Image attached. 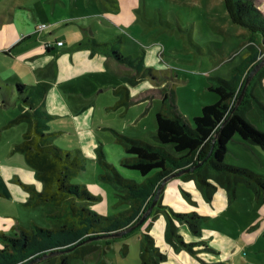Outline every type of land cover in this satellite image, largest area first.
Segmentation results:
<instances>
[{"label": "rangeland", "instance_id": "1", "mask_svg": "<svg viewBox=\"0 0 264 264\" xmlns=\"http://www.w3.org/2000/svg\"><path fill=\"white\" fill-rule=\"evenodd\" d=\"M24 1L27 2V0ZM59 1V6L63 9H69L70 15L74 17L73 20L71 19L72 22L70 20L73 24L70 26L76 30L82 26L90 25L94 28H101V31L96 33V37L106 38L105 40L122 35V39L120 37L108 43V54L112 52L113 47L118 49L119 45V50L122 51L123 56L130 54H133L134 57L141 56L142 62H144L143 67L153 69L155 76L148 75L149 85L144 90H155L156 93L149 94L147 99L145 98L146 100L140 103L136 101L123 112L124 107H111L115 102L111 86L118 82L119 73L118 69L106 62L103 69L94 73L93 78L89 75L82 76L84 83L80 85L77 82L76 85L79 90V94L76 96L80 97V101L73 104L72 108L78 105L80 108L75 107L73 111L76 110V113L72 115H77L85 108L92 109L90 135L80 137L78 132L71 129L73 120L70 117L56 115L47 121L49 130H51L50 128H57V126L67 128V131L65 129L64 132L52 138L53 143L72 154L78 152L80 157L84 158L82 161L83 168L76 172V175L71 178V182L83 184L89 193L97 197L88 204L91 210L101 215H108L124 209L126 204H116L118 197L112 195L114 188L102 176V174L109 173L102 162L112 164L117 172L123 171L122 176L124 178H133L131 172H135L121 166L117 161L118 155L112 152L110 146L114 144L113 141L117 139L118 134L128 138L140 139L150 144L162 145L171 154L179 155L180 152H176L171 143H158L154 137L155 112L161 107L164 90L169 95L170 92L176 94L173 104L178 105L177 110H181L179 113L183 114L182 112H184L189 115L188 120H186L190 122L191 114L199 112L201 104L214 103L213 100L217 98L214 92L206 89V86L212 82L211 78L216 76L230 78L232 69L247 56L250 49L251 32L246 27L230 21L223 0ZM45 4L50 6L48 3ZM256 4L264 14V0H256ZM76 19L80 20L73 23ZM40 24L38 23V26ZM256 36L260 42V34H256ZM147 44L152 48L147 50ZM259 59H264V51L257 55V60ZM122 64L126 66V64ZM125 66L124 68H127ZM263 80L264 76L259 78L256 82L257 85L252 86V91L264 104V92L261 87L264 86ZM152 82L159 84L153 86ZM47 84L45 87L48 88ZM175 101L176 103H174ZM141 112H143L142 115L138 117ZM243 113L246 120L257 129L264 131V111L254 100L243 110ZM16 115V109L0 108V169H2L4 177L2 179L1 174L0 234L5 235H13L17 226L26 228L31 224L42 227L49 226L46 215L55 209L52 202L31 205L27 201H14L13 198L3 194L6 187V190L10 192L8 183H10L11 188L16 185L21 186L14 177L12 181L8 179L10 174L13 175V170L10 167H27L23 154L13 150L14 145L22 140L21 129L23 124L7 125L9 120ZM102 139L104 142L100 141ZM101 149L105 152L109 151V153L106 154L107 157L104 155V159L101 157V161H99L96 159V153L98 154L97 158H99ZM224 162L250 168L264 176V149L256 144L243 141L238 135H234L228 142ZM178 177H181V174ZM191 180L193 179L184 181L185 185L189 184L188 190L183 189V187L181 189L183 202L175 199L176 194L169 193L166 195V199L170 201L175 199L172 204L175 212L198 211V209L214 212L215 208L218 207L211 205V199L202 194L197 186L195 188L197 192L193 186L191 188ZM175 181L168 183L167 186L170 188ZM163 186L159 196L163 191ZM187 191L192 194L186 196L185 192ZM159 196L157 202L160 200ZM236 196L237 198L233 199L229 205L221 210L218 209L220 211L217 215L209 216L207 222L204 221L202 224L230 235L240 248L241 257L247 262L264 264V250L248 247L241 236L243 230L247 229L253 220L262 217V203L255 200L254 192L244 183L237 184ZM155 211L152 214L150 212L151 215L149 214L142 224L140 223V228L135 229L130 234L111 240L109 246L106 245V240L98 239L95 243L99 247L96 249L90 247L92 243H85L83 246L67 252L69 264H140V238L144 229L149 227L155 233L160 230L161 222L165 220V224L168 223V217L165 216V218H161L160 222H156L155 227L152 228L153 219L151 218H153ZM178 223L174 219V231L176 234H181L177 226ZM191 235L196 237V240L201 237L193 232ZM260 239H264V236H261ZM186 242L191 241L187 240ZM2 244L3 241L0 237V247ZM199 244L200 242L197 243V246ZM186 249L185 251L192 256H194L193 250H197L194 246H191L190 250ZM162 263L160 262V264ZM166 263L178 264L174 259ZM39 264H46V261Z\"/></svg>", "mask_w": 264, "mask_h": 264}, {"label": "trees", "instance_id": "2", "mask_svg": "<svg viewBox=\"0 0 264 264\" xmlns=\"http://www.w3.org/2000/svg\"><path fill=\"white\" fill-rule=\"evenodd\" d=\"M223 3L230 21L250 30L249 53L232 69L230 78H211L212 82L207 88L217 95V100L203 105L191 122L177 111L171 92L169 95L164 90L161 107L155 113L154 137L158 143H171L174 150L180 152L179 155L171 154L162 145L118 134L116 140L126 153L120 164L134 170L141 180L124 178L105 161L102 163L109 173L102 176L115 189L118 197L116 204L125 203L126 208L101 215L88 207L97 197L89 193L83 184L71 182L76 172L82 169V161L52 143L57 132L48 131L46 114L27 109L9 121L8 124L26 122L22 140L14 145L13 150L23 154L29 167L36 171L43 183L41 191L21 183L29 192L27 203L39 205L52 202L55 209L46 215L49 222L47 227L31 224L27 228L17 226L13 235L1 233L3 244L0 247V264H39L44 261L46 264H69L66 253L85 243H92L90 247L96 249L99 245L95 242L103 239L109 246L111 240L140 228L142 223L138 224V221L148 209L163 179L198 162L201 164L182 173L181 178L193 179L202 194L209 199L217 187L226 189L232 195L238 183H244L257 193L260 190L264 193L263 175L250 168L224 162L227 144L234 135L264 149V131L243 117V110L253 100L264 111V104L252 91V86L257 85V80L264 76L263 62L246 81L250 69L262 61L257 60V55L264 51V14L258 9L256 0H223ZM256 34H260V42ZM111 55L118 62L135 69L134 74L126 77L128 84H135L137 77L152 74L150 68H142L141 56L131 59L123 56L115 47ZM17 86L21 93V85ZM113 91L117 98L111 107H127L130 101L128 86L122 84ZM22 100L29 103L27 98ZM98 157L101 161V154ZM185 195L189 196L188 192ZM158 206L159 202L153 211L158 210ZM166 214L168 223L164 232L165 239L190 250L192 244L184 243L180 235L175 233L174 219L185 223L191 232L198 233L203 216L195 211L170 210ZM128 228L131 230L118 234ZM140 242V264H160L165 259V253L155 246L150 234L143 232Z\"/></svg>", "mask_w": 264, "mask_h": 264}, {"label": "crops", "instance_id": "3", "mask_svg": "<svg viewBox=\"0 0 264 264\" xmlns=\"http://www.w3.org/2000/svg\"><path fill=\"white\" fill-rule=\"evenodd\" d=\"M52 1L53 3H51ZM45 3L50 4V6H47ZM58 3H60L59 0H27V2L24 0H0V108L16 109L17 115L27 109L46 114L47 118L45 123L47 129L49 132H57L54 136L61 134L65 129L67 131V128L57 126V128H50L51 130H49L47 121L56 115L70 117L73 120L71 122V129L78 132L80 137H85V135H90V129L92 127V109L85 108L77 115H72L76 113V110L73 111V109L79 107V105H74L75 107L72 108V105L80 101V97L76 96V94H79L76 85L77 82L80 85L84 83V78L82 79V76L89 75L93 78L94 73L103 69L106 62L118 69L119 80L116 84H112L111 90L116 100V95L113 91L114 88L122 84L128 86L130 101L123 112L136 101L140 103L146 100L149 94H155L156 91L144 90L149 85L147 81L148 75L137 77L135 84H128L126 77L134 74L135 69L132 66H125L121 62H118L111 55V52L108 54V43L111 41L113 42V40L115 41L122 35L105 40L106 38L96 37V33L101 31V28H94L90 25L85 27L82 26L80 29L76 30L70 26L73 25L71 22L74 17L70 15L69 9H63ZM78 20L80 19L74 20L73 23H76ZM38 23H44L46 27L38 29ZM57 41H62V44L58 45L56 43ZM118 47L120 48L119 45ZM119 48L117 50L124 55ZM151 48L152 47L147 44L146 49L149 50ZM128 57L135 59L138 56L134 57L133 54H130ZM143 63L144 62H142V68L144 69ZM124 66L127 68H124ZM151 71L152 76L155 77L153 69H151ZM46 84L48 88L47 86L45 87ZM158 84L159 83H153L152 85L155 86ZM17 85H21V93ZM207 87L208 85L206 86L208 90ZM159 91L160 90H158V92ZM22 98H27L29 103H24ZM171 99L172 101L176 99V94L174 92H172ZM215 99L217 100V98ZM215 99L213 100L214 102L216 101ZM174 103H176V101ZM203 105L205 104L200 105L199 112L191 114V121L193 116L200 113ZM177 107L178 105L176 109ZM177 111L179 112L181 110L179 109ZM142 113L143 112H141L138 117H140ZM182 113L185 119L188 120L189 115L184 112ZM20 123L23 124V128L21 129L23 134L27 127L26 122L7 125L11 126ZM51 141L53 143V140ZM100 141L104 142L103 139ZM108 141H110V139H108ZM115 141L116 140L113 141L114 144L110 147H112V152L118 155L117 161L120 164V160L125 156V152L123 146L118 141ZM101 146L103 147V145ZM107 153H109V151L105 152L101 149L100 154L103 159L104 155L107 157ZM73 155L77 156L81 161L84 160V158L80 157L78 152L73 153ZM97 155L96 153V159H98ZM26 166L27 167L23 166L21 168L9 166L13 170V175L10 174L8 179L12 181L15 178L20 184L24 183L38 191L43 190V183L36 171L29 167L28 164ZM118 173L122 175L123 171ZM131 175H133V178L131 177L130 179L136 181L141 180L138 174L131 172ZM0 176L4 179L2 169H0ZM174 180H176L175 183H172V186L169 188L167 184ZM185 180L186 179L175 176L164 183L163 191L159 196L158 210L156 209L153 218H151L153 219L151 222L152 228L155 227L156 222H160L161 218L167 216L166 212L168 210L176 211L174 210V205H172L176 198L177 201L183 202L181 189L182 187L183 189L186 188V190L189 189V184L185 185L184 183ZM192 186L194 190H196L195 188L197 187L193 180L190 182V187L192 188ZM236 187L237 185L234 187L232 195L222 187H217L215 189L210 198V204L218 207L217 209L215 208L214 212L211 213L207 211V209L203 211L198 209V211H195L203 216L200 222V230L197 233L198 236H201L200 238L198 237V240L191 235V231L185 223H178L177 226L181 233L178 235H180L182 241L184 243H191L192 247L194 246L197 248V250H193L194 256L189 255L185 251L186 248H183L178 243L165 242V220L160 223V230H157L155 233H153V231H151L152 229L150 230L149 227L144 229V232L151 235L159 251L165 253L166 257L161 261L163 262L162 264H167L166 262L172 259L178 264H255L254 262H247L246 259L241 257V252H239L240 248L230 235H226L215 228H209L202 224L204 221L207 222L209 216L217 215L223 207H226L233 199L237 198ZM6 189L4 190L5 192L3 191V194L13 198L14 201L25 202L28 200L29 192L23 188L22 185H16L14 188H11L10 183H8V190L10 192ZM250 189L255 194V200L262 203L261 211L263 215L253 220L251 225L249 224L248 228L243 230L241 236L248 247H254L263 251L264 239L261 240L260 237L264 236V193L261 190L257 193L252 188ZM112 190H114V192L110 190L112 195H115V189ZM215 192L216 195H214ZM169 193L176 194L175 199L171 201L166 199V195ZM188 194L191 195L192 193L188 192ZM187 240L191 242H186ZM199 242L200 244L197 246ZM237 257H239V259H237Z\"/></svg>", "mask_w": 264, "mask_h": 264}, {"label": "water", "instance_id": "4", "mask_svg": "<svg viewBox=\"0 0 264 264\" xmlns=\"http://www.w3.org/2000/svg\"><path fill=\"white\" fill-rule=\"evenodd\" d=\"M262 62H264V59H263L261 62H258L255 66H253V67L250 69V71H249V73H248V75H247L246 81H248V80L251 78V76L253 75V73H254V72L260 67V65L262 64ZM200 164H201V162H198L196 165L190 166V167L185 168V169H182V170H178V171L172 173L171 175H169L168 177H166L165 179H163V181H162V182L160 183V185L158 186V188H157V190H156V192H155V194H154V196H153V199H152V201H151V203H150L148 209L142 214L141 218L139 219L138 224L142 223V222L147 218V216L150 214L152 208L155 206V204H156V202H157V199H158V196H159V193H160V190H161L162 186L164 185V183H165L168 179H170V178H172V177H175V176H178V175H180V174H182V173H184V172L191 171V170H193L194 168H196V167H197L198 165H200ZM130 230H131V228H128V229H126V230H123V231L119 232L118 234H119V235H120V234H124L125 232H128V231H130ZM44 256H46V254L43 255V257H44Z\"/></svg>", "mask_w": 264, "mask_h": 264}, {"label": "built area", "instance_id": "5", "mask_svg": "<svg viewBox=\"0 0 264 264\" xmlns=\"http://www.w3.org/2000/svg\"><path fill=\"white\" fill-rule=\"evenodd\" d=\"M37 27H38V29H42V28L46 27V24L42 23V24H40V25L37 26ZM56 43H57L58 45H61V44H62V41H57Z\"/></svg>", "mask_w": 264, "mask_h": 264}]
</instances>
